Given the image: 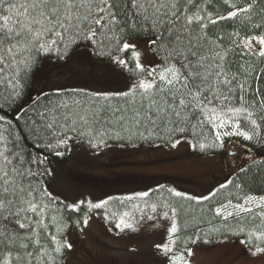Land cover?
Listing matches in <instances>:
<instances>
[{"label":"trees","instance_id":"obj_1","mask_svg":"<svg viewBox=\"0 0 264 264\" xmlns=\"http://www.w3.org/2000/svg\"><path fill=\"white\" fill-rule=\"evenodd\" d=\"M12 3L16 8L6 3L3 14L14 20L17 11H22V0ZM111 3L117 22L108 17L101 25H93L97 33L93 38H85L88 33L83 22L77 27L69 26L67 32L61 29L62 42L60 37L45 32L39 41L21 43L15 63L0 73V152L7 157V161L0 157V166L9 173L12 183L8 187L14 193L10 197L5 194V204L12 199L15 207L11 211L19 212V216H9L5 211L8 218L0 222L4 233L0 236V264H63L71 251L67 232L88 212L82 204L69 205L48 186L56 176L50 173L52 170L69 172L102 193H112V212L117 216L133 199L123 192V187L156 178L162 182L176 178L174 173L162 174L155 169L166 158L164 154L137 155L130 147L168 144L180 137H187L198 154L233 153L236 145L242 147V152L222 182L207 189L204 196L163 184L146 194L163 197L174 207L176 230L172 236L178 243L179 258H185L192 239L233 237L242 239L247 246L264 244V56L259 54L264 48L250 51L240 40V36L264 37V0H176L179 21L155 28L145 22L133 25L132 14H123L127 11L126 0ZM239 9L248 11L218 19ZM86 11L87 7L81 9L82 13ZM75 16L73 12V23ZM188 16L194 17L193 23L187 24ZM178 31L183 34L177 39ZM138 37L148 39L149 60L142 64L135 56L131 58V47L123 49L126 40ZM186 37L191 38L198 53L212 56L216 52L223 57L222 70L231 83L222 84L210 76L209 80L215 81L212 91L218 100L214 99L203 111L201 104L183 110L181 114L186 118L179 122L172 116L151 124L144 118L145 109L148 98H155L156 88L145 91L140 85L160 83L158 77L169 68L184 71L174 46L177 51L185 49L186 54ZM51 39L56 43L51 47L46 44L48 50L39 48L40 43H50ZM8 47L5 41V50ZM84 48L85 59H109L122 52L129 64L124 68L121 61L112 60L105 71L90 76L85 67L75 70L68 63L67 76L62 81L54 82L55 87H40L51 66L67 63L76 49L78 52ZM11 59L9 56L5 63ZM134 59L141 68H134ZM90 63L94 66V62ZM73 75L77 79L70 81ZM91 82L93 86L89 87ZM66 83L71 85L60 86ZM177 99L187 102L188 98L186 93H177ZM82 115H87V124L80 120ZM76 139L101 150L100 157L90 158L109 166V174L89 175L66 168L67 144ZM112 144H121L124 149L117 150ZM178 179L194 181L189 176ZM33 206L35 211L31 210ZM17 220L24 224L23 228Z\"/></svg>","mask_w":264,"mask_h":264},{"label":"rangeland","instance_id":"obj_2","mask_svg":"<svg viewBox=\"0 0 264 264\" xmlns=\"http://www.w3.org/2000/svg\"><path fill=\"white\" fill-rule=\"evenodd\" d=\"M260 38L262 37L240 36L244 46L251 41V44L245 47L255 52H260L264 48V44L259 43ZM146 40L138 37L125 41L129 45H134V48L131 47V58L133 59V53H138L135 59L140 64L149 60ZM78 49L74 51L75 55L73 53L68 57L67 63H58L49 68L47 71L49 75L47 73L46 79L40 85L41 88L44 85L55 87L54 82L62 81L67 76L68 63L75 70L78 67L80 69L85 67L90 76L105 71L112 60L123 61L124 68L129 64L122 52L109 59L95 60L91 56V60H88L85 59L86 49L77 52ZM135 59L134 68H141L137 67ZM88 62H94V66L91 63L88 65ZM69 79L72 81L77 78L73 75ZM65 85L71 84L60 86ZM88 86H93V83H89ZM120 145L111 146H115L117 150L124 149ZM67 146L69 158L66 168L89 175L110 173L109 166L91 160L90 157L94 159L100 157L101 150L97 147L91 149L79 140L77 142L69 140ZM241 148L236 145L233 147V153L228 154L225 152L198 154L193 152L187 137H180L179 140L168 144L130 147V151L137 155L164 154L166 158L159 161L155 169L164 172L162 174L174 173L176 178L164 182L156 178L146 184L123 187V192L132 195L133 199L123 213L117 216L112 212V193H102L89 181L77 179L69 172L60 173L52 170L53 173H50L56 176H53L54 180L51 179L48 186L50 188L52 186L56 194L69 205L82 204L88 212L83 220L71 226L67 232L66 241L71 251L63 264H189L188 261L190 264H264V251H257V248L264 249V244L247 246L242 239L233 237L192 239L185 258L181 260L177 249L178 243L172 236V229L175 227L174 207L163 197L146 195L163 184L174 190L191 189L197 196H204L207 189L219 185L225 174L232 170L238 160L237 156L242 152ZM224 159L225 161H222ZM182 176H189L194 181H180L178 178Z\"/></svg>","mask_w":264,"mask_h":264},{"label":"snow or ice","instance_id":"obj_3","mask_svg":"<svg viewBox=\"0 0 264 264\" xmlns=\"http://www.w3.org/2000/svg\"><path fill=\"white\" fill-rule=\"evenodd\" d=\"M175 2L176 0H126L127 11L123 14L128 15L129 12L132 14L135 18L131 21L133 25L141 22H145L153 28L165 23L173 25L180 19L176 15ZM6 3H9L11 8H16V4L12 3V0H0V65H3L0 66V73H3L11 63H15V54H19V45L21 43L30 45L33 41H39L45 32L60 37L62 42L64 36L60 31L61 29L67 32L69 26L77 27L83 22L87 27L88 33L85 38L91 39L97 34L93 25H101V22L106 21L108 17L111 18L112 22H117L116 14L112 11L111 0H22L20 4L22 11H17L14 20L12 16L3 14ZM92 5L96 6L95 9H93ZM85 7H87V11L82 13L81 9ZM93 11H95L96 15H93ZM246 11L248 9H239L229 13V17L218 19L235 17L239 12ZM73 12L76 13L75 23L72 22ZM99 13H104V15H99ZM193 20V16H188L186 22L191 24ZM211 22L215 23L216 21L213 20ZM104 26L106 27L107 23ZM205 26L201 25L202 28ZM182 34V32L178 31L176 38L178 39L179 35ZM186 40V54L185 49L177 51L174 46V54L181 57L180 67L184 70L183 72L169 68L165 74L158 77L160 83L155 85L153 83H142L140 85L145 91L153 87L156 88L155 98L151 96L148 98L147 108L145 109L144 118L151 124H155L156 120L166 121L172 116H175L177 122H179V120L186 118V116H182V111L193 108L195 104H201L203 106L201 111H203L204 108L212 104L214 99H219V96L212 91L215 87V81H219L222 84L231 83L222 70L223 57L219 53L213 52L212 56L198 53L195 51L196 45L191 42V38L186 37ZM5 41L9 44L6 50L4 48ZM55 43V39H51L50 43L44 41L39 44V48L48 50L45 45L48 44V47H51ZM150 43H155V40ZM259 43L264 44V37L259 39ZM250 44L251 41H248L245 46ZM130 47L134 48V45H129L128 43L123 45L125 51ZM259 54L264 56V50ZM133 55L138 56V53H133ZM9 56L12 57L11 61L5 63ZM205 60L210 62L206 64ZM217 60L221 61V63H215ZM137 67H140V65L138 64ZM201 69L204 71L202 72ZM210 76L215 77V81H210ZM222 77L223 79H221ZM239 87L242 88L243 85H239ZM177 93L180 95H185L186 93L187 102L185 99L178 100ZM211 111L215 114V108L211 109ZM153 117L155 119H152ZM80 120L87 124V115H82ZM0 157L7 161V157L4 156L3 152H0ZM8 162L10 163V161ZM10 183L12 181L9 179V173L4 170L3 166H0V222L8 218L4 214L5 211L8 212L9 216H19V212L14 213L11 211V208L15 207V202L12 199H8L7 204H5V194L9 197L14 195L12 189L8 187ZM31 210L35 211V206ZM16 222L19 223L18 220ZM19 226L23 228L24 224L19 223ZM175 230V227H173L172 231L175 232ZM3 235L2 224H0V236ZM257 251H264V249L257 248Z\"/></svg>","mask_w":264,"mask_h":264},{"label":"flooded vegetation","instance_id":"obj_4","mask_svg":"<svg viewBox=\"0 0 264 264\" xmlns=\"http://www.w3.org/2000/svg\"><path fill=\"white\" fill-rule=\"evenodd\" d=\"M144 174H146V173H144Z\"/></svg>","mask_w":264,"mask_h":264}]
</instances>
